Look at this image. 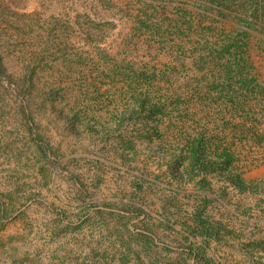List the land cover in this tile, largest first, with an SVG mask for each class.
<instances>
[{"label":"rangeland","instance_id":"374dc122","mask_svg":"<svg viewBox=\"0 0 264 264\" xmlns=\"http://www.w3.org/2000/svg\"><path fill=\"white\" fill-rule=\"evenodd\" d=\"M239 28L249 31L252 68L231 73L223 86L222 74L237 62L224 52L226 34ZM0 50L9 72L32 78L41 105L37 122L62 160L45 182L10 106L20 98L0 89V198L15 189L18 196L13 211L0 214V264H120L103 222H84L93 211L77 195L76 177L99 204H143V224L158 225V237L172 244L175 256L186 251L182 231L191 230L193 210L204 201L237 234L264 236L263 188L241 194L212 176L208 187L197 173L184 172L170 147L175 125L164 119L122 123V111L132 104L118 74L126 64L168 63H176L183 78L214 74V104H181L183 119L200 118L205 108L212 122L227 125L229 136H247L235 165L247 181L264 183V0H0ZM202 56L205 64L195 65ZM245 76L254 80L252 91L236 83ZM234 90L250 97L237 104ZM244 123L254 125L255 135L247 127L242 135L233 131ZM138 220L132 229L141 227ZM211 250L223 264L249 262L214 240Z\"/></svg>","mask_w":264,"mask_h":264},{"label":"trees","instance_id":"16d2710c","mask_svg":"<svg viewBox=\"0 0 264 264\" xmlns=\"http://www.w3.org/2000/svg\"><path fill=\"white\" fill-rule=\"evenodd\" d=\"M248 34L249 31L246 28H239L226 34L227 47L224 52L230 56L234 55L237 62L227 66L230 69L227 76L222 74L223 86L232 79L231 73L242 76L246 66L252 68V64L248 62ZM3 56L0 50V89L15 94L16 100L20 98L19 104H10V106H15V111L21 117L26 135L30 140V147L33 149L34 157L39 165V173L45 182L49 181L55 178L58 170L62 167V160L49 138L42 131V126L37 122L36 112L41 105L36 104L32 78H22L9 72ZM204 58L205 56H202L201 60H195L193 63L203 66L205 60L202 59ZM177 67L176 63H168L161 67L156 65L137 67L134 64L120 66L118 74L123 81L122 90L125 91L123 95L127 98L126 104H132L129 109L122 111V123L124 121L141 122L142 124L150 123V121L159 123L164 119L169 124L176 126L170 147L173 150L172 155L176 163L185 168L184 172L197 173L201 176L200 182L208 187L212 185V180L209 179L212 176L217 179V182L226 184V187L230 186L241 194H246L250 189L257 188H263L264 191V183L247 181L244 174L235 165L240 151L239 145L245 146L248 143L247 136H234V134L229 136L226 133L227 125L222 128L219 124L212 122V113L205 108L203 116L200 118L195 116L191 122L183 119L184 114L180 112L181 104H214L213 88L217 83L216 76L207 72L202 77L191 75L183 78L178 74ZM251 81L254 80L245 76L244 80L241 78L236 83H241L240 87L252 91L249 87ZM229 84L231 85V82ZM202 85L208 89L205 90ZM223 95V99L226 100L227 92H223ZM243 97H250V93L247 90H234L233 99L237 104H243L241 103ZM128 113L129 117H127ZM237 126H234L233 131L236 130L239 135H242L240 131L247 126L245 123L239 125L240 130ZM157 128L158 125L149 128V130L155 132ZM247 129L255 135L254 125L248 126ZM76 181L79 183L77 195L85 203L88 212L89 210L93 211L85 218L84 222L87 223L90 220H96V218L103 222L111 237L112 245L116 249L115 253L118 255L120 264L132 262L146 264L145 259H151L153 254L155 258L150 264H188L189 259L194 261L193 264H223L218 261L215 252L211 250L213 240L216 244L230 247L235 250V253L248 259L249 262L244 264H264V261L260 260L264 257V236L246 237L237 234L234 224L224 222L220 218L221 216L214 217L206 207L205 201L204 204L195 206L193 210V223L189 224L191 230L182 231L185 232L183 235L184 241H186V251L175 256L172 244L163 242L158 237V225L155 223L143 224L148 215L143 204L135 202L99 204L93 200L88 186L78 177H76ZM225 186L221 187L226 188ZM11 191L13 190L5 192V196L0 198V214L13 211L18 203V196L14 195L17 190L15 189L13 193ZM3 197H8L9 203ZM31 201L35 202L36 200ZM133 219H139L137 223H141V227L132 229ZM179 246L181 247L180 244ZM184 254L186 256H183ZM257 255H260L258 259L255 258ZM19 263V261L13 260L9 264Z\"/></svg>","mask_w":264,"mask_h":264}]
</instances>
